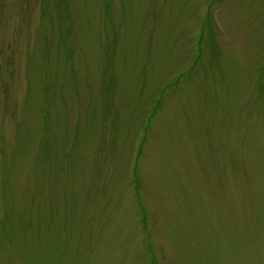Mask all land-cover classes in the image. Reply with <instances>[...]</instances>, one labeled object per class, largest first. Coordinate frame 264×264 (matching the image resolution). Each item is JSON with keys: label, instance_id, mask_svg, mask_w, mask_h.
<instances>
[{"label": "rangeland", "instance_id": "1", "mask_svg": "<svg viewBox=\"0 0 264 264\" xmlns=\"http://www.w3.org/2000/svg\"><path fill=\"white\" fill-rule=\"evenodd\" d=\"M260 83L264 0H0V264H264Z\"/></svg>", "mask_w": 264, "mask_h": 264}, {"label": "trees", "instance_id": "2", "mask_svg": "<svg viewBox=\"0 0 264 264\" xmlns=\"http://www.w3.org/2000/svg\"><path fill=\"white\" fill-rule=\"evenodd\" d=\"M199 64L200 62H198L197 64H194L193 67H189L187 69V72L189 74H194L200 67H199ZM179 80L180 78L177 77L175 80H171L169 83L163 85L160 87V89L157 91V93L153 96V100L150 102V106H149V109L144 113V117L143 119L141 120V124L139 122L138 126H137V130L138 131H141V134H140V142H139V147H137L136 151H135V155H136V159H137V162L134 164V169L132 170L131 173H133L131 176L135 178L134 182L133 181H130V184L134 187V191H135V194L140 196L141 194V187H140V182H139V170H138V159L140 158H143L144 154H145V150L147 149L146 147L148 146V143L150 141V139L154 138L155 137V133H156V125H154V119L158 117L159 113L161 112L162 110V106L163 104H165L166 102V99L167 100H171L173 97L172 96H166V92L168 90V88L172 87L173 85L179 83ZM117 83L115 81H113V85ZM260 90L261 88L263 89L264 88V83H260ZM173 91V90H171ZM166 96V97H165ZM149 103H147L148 105ZM245 134H247V130L245 131ZM100 149V148H99ZM133 152H134V146H133ZM128 150V147L126 149V151ZM130 150V149H129ZM94 159H93V162L96 166V170L98 172H100L101 169H99L101 167V165L99 164L100 163V154H99V151H97L96 153H94ZM128 162V161H127ZM107 188V186H105ZM104 188L100 189L101 191H103ZM92 193L94 194V199H95V196L98 197L99 195H96L95 194V190L92 191ZM112 194L111 196L109 197L110 199L112 198ZM105 199V198H104ZM146 210V208H144ZM147 222H148V219H146L144 221V228L145 230L147 231L148 230V227H147ZM148 244H149V248H148V253H149V256H150V259H149V264H157V258H156V253L154 251V248H152V243H151V237H150V234L148 232Z\"/></svg>", "mask_w": 264, "mask_h": 264}]
</instances>
